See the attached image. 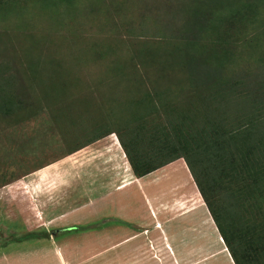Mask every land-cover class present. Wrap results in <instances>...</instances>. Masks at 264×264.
<instances>
[{
    "label": "rangeland",
    "instance_id": "obj_1",
    "mask_svg": "<svg viewBox=\"0 0 264 264\" xmlns=\"http://www.w3.org/2000/svg\"><path fill=\"white\" fill-rule=\"evenodd\" d=\"M191 57L264 95V0H0V76L18 96L15 110L0 112V187L60 160L48 177L71 195L72 165L95 155L73 150L99 132L138 126L136 101L146 89L163 88L164 105L185 104ZM173 162L128 193L159 227L154 252L129 249L128 264H232L185 161ZM22 186L0 197H22ZM0 212L11 210L1 203ZM93 254L104 264V253L84 257Z\"/></svg>",
    "mask_w": 264,
    "mask_h": 264
},
{
    "label": "trees",
    "instance_id": "obj_2",
    "mask_svg": "<svg viewBox=\"0 0 264 264\" xmlns=\"http://www.w3.org/2000/svg\"><path fill=\"white\" fill-rule=\"evenodd\" d=\"M187 64L180 90L188 85L193 94L185 104L164 105L163 88L146 89L136 101L138 126L99 132L73 151L116 133L137 177L182 158L233 263L264 264V95L244 77L212 72L193 57ZM0 79V112H11L18 96Z\"/></svg>",
    "mask_w": 264,
    "mask_h": 264
},
{
    "label": "crops",
    "instance_id": "obj_3",
    "mask_svg": "<svg viewBox=\"0 0 264 264\" xmlns=\"http://www.w3.org/2000/svg\"><path fill=\"white\" fill-rule=\"evenodd\" d=\"M114 134L102 136L72 153L74 156L83 150H92L95 155L91 161L72 165L71 171L76 173L70 181L71 195L62 194V189L67 187L64 181L48 177L60 160L28 171L23 179L0 187L3 190L20 182L23 184L19 187L22 197H0V204H7L11 210L10 213L0 212V264H95V260L91 261L95 254L84 257L91 252L104 253V264L112 262L113 254L119 258V264H128L129 249L146 248L154 252L153 241L158 240L159 227L150 218L144 202L142 211H138L137 206H133L137 204V196H128L137 192L138 186L143 185L153 171L135 176ZM82 172L78 179L74 178ZM84 173H87L86 179L91 180L83 187L88 191L81 195L79 186ZM39 190L43 192L38 194ZM145 216L143 227L140 224ZM145 230L153 242L151 249L143 244ZM226 252L234 264L227 249ZM135 262L144 264L146 261L137 257Z\"/></svg>",
    "mask_w": 264,
    "mask_h": 264
}]
</instances>
